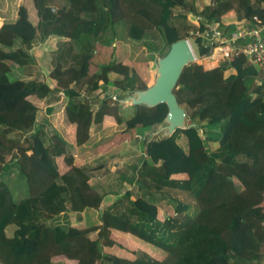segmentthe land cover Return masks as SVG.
<instances>
[{"label": "trees", "instance_id": "obj_1", "mask_svg": "<svg viewBox=\"0 0 264 264\" xmlns=\"http://www.w3.org/2000/svg\"><path fill=\"white\" fill-rule=\"evenodd\" d=\"M195 1L21 0L14 22L0 25V264H49L52 256L73 264L264 261V210L256 207L264 198V85L260 70L244 55L233 51L223 62L208 60L209 67H195L194 62L183 67L173 93L186 114L187 127L162 139L150 138L147 132L164 117V104L129 105L133 112L125 115L123 104L105 95L92 113L90 102L79 98L83 86L87 92L97 88L100 75L89 71L95 44L106 32L117 36L120 29L121 39L142 43L162 56L171 43L189 37L171 22L173 15L200 14V30L207 22H217L219 32L243 22L264 25V0H210L202 13ZM49 39L54 45L47 77L66 99L74 145L86 140L90 122L101 125L106 118L125 132L143 134L140 162L129 165V175L119 176L129 186L120 194L89 183L90 161L99 166L107 158L75 161L58 135L33 127L38 107L31 97L44 98L51 89L38 78L21 75L32 62L28 50ZM193 41L198 56L208 54L209 42L199 37ZM113 70L119 71L111 79L108 72ZM100 73L116 88V96L148 86L121 59L109 62ZM213 102L226 111L220 121L212 122H219L218 133L204 138L194 118ZM15 131L24 133L20 150L26 143L44 176L34 178L20 166L10 137ZM205 140L216 146L208 150ZM13 172L24 181L18 199L7 184ZM162 198L174 205L169 215L159 218ZM103 203L123 224L115 239L108 238L116 233L99 211ZM76 212L82 214V224H72L71 214ZM8 225L14 226L11 236L5 234ZM230 234L236 235V243L227 239ZM171 254L177 256L175 261Z\"/></svg>", "mask_w": 264, "mask_h": 264}, {"label": "rangeland", "instance_id": "obj_2", "mask_svg": "<svg viewBox=\"0 0 264 264\" xmlns=\"http://www.w3.org/2000/svg\"><path fill=\"white\" fill-rule=\"evenodd\" d=\"M21 0H0V25L3 23H13L17 17L18 6ZM210 0H199V13H202L204 9L210 6ZM190 20L185 18H180L178 15H173L171 22H173L180 32V34H189L190 31L196 28V17L200 14L192 13ZM110 31V30H109ZM122 38V31L117 29V36H112L109 32H106L101 39L96 42L94 47V54L91 59L90 75H100L97 76L96 90L92 92H87L88 88L83 86L79 90V98L81 100L87 99L90 102L92 113L102 99V96L113 97L116 88L112 87L105 79L102 78L100 73L101 68L108 65L112 60L121 59L122 62H127L132 65L138 72L141 80L148 81L147 84L150 85L153 81L154 72L156 68L155 60L158 57V52L154 50L147 49L142 43L130 42ZM188 42L195 55L194 66L195 67H209V61L201 60L202 56L196 54V47L192 38L188 37ZM207 42V41H205ZM54 45V40L49 39L46 42H41L28 50L32 58V62L25 66L22 71V78H38L40 81L44 82L51 92L48 96L44 98L37 99L31 97V100L37 105L38 110L35 114L33 127L34 129H39L44 133H55L65 142L67 141L70 153L74 157L75 161L91 160L92 158L103 156L107 158L104 165L94 166L95 164L90 161L91 168L87 169L90 175L89 183L102 188L107 191L115 192V194L122 193L129 186L126 182L121 181L120 174L129 175L131 164H138L141 158V153L143 152V146L141 144V138L143 134L141 132L122 130V125H115L112 123L111 118H106L105 121L110 124L102 122V124L89 123L86 131V140L80 145L75 146L73 143V130L72 126L68 122V118L65 114V106L67 105L65 97H61L60 94L54 91V81L47 77V73L50 70V49ZM116 45V48L112 46ZM157 46H161L158 42ZM11 49H14L13 47ZM131 61V62H130ZM14 68V65L11 66ZM118 71H109L110 78L114 79L118 75ZM100 73V74H99ZM150 78V79H149ZM12 80L13 77L9 76ZM111 101V100H110ZM112 102V101H111ZM52 103V104H51ZM51 104V106H49ZM125 115H130L133 112V108L129 107L127 103ZM47 107H51V111H47ZM225 107L221 106L218 102H213L209 106L199 109L195 114L194 121L198 123L201 128L202 137H206L209 134L218 133V123H212L213 121H220L225 115ZM149 137L151 135V130L147 132ZM24 133L20 131H15L10 134L12 139V144L16 148V152L20 156V166L24 171L28 173H34V178H40L44 176V170L36 164V160L30 156L29 149H27V144L22 142L24 150H20L21 139ZM146 136V135H145ZM216 146L215 142H208L205 140V147L209 150ZM19 147V148H18ZM105 155V156H104ZM87 158V159H86ZM14 173V172H13ZM10 173L7 178V184L16 199L22 197L21 186L23 180L18 178L16 174ZM37 178V179H38ZM105 204L99 206V211L104 212V219L109 227L116 233H109L108 238L115 239L118 237V228H122L123 224L118 221L114 216L109 214V211ZM157 216L163 217L171 213L173 207V202L169 199L162 198L159 200L157 205ZM257 209L262 212L264 210V198L256 205ZM72 224H82V214L72 213ZM95 217V214H94ZM14 229L13 225H8L5 228V234L11 236ZM102 229V228H101ZM97 235L96 231L90 234L91 239H94ZM230 243H236L237 237L235 234H230L227 236ZM110 242V241H109ZM109 246V245H108ZM102 247L103 251H108L109 247ZM185 246H180L179 248L184 249ZM264 253V245H262L261 254ZM171 261H175L177 256L170 255ZM48 264V263H47ZM49 264H73L71 260L64 258L63 256H52L50 258ZM92 264H100L99 260H96ZM250 264H255L251 262ZM260 264H264L262 261Z\"/></svg>", "mask_w": 264, "mask_h": 264}, {"label": "water", "instance_id": "obj_3", "mask_svg": "<svg viewBox=\"0 0 264 264\" xmlns=\"http://www.w3.org/2000/svg\"><path fill=\"white\" fill-rule=\"evenodd\" d=\"M195 56L185 38L171 43L164 55L155 60L156 68L153 81L145 89L123 92L113 95L116 102L128 105H143L153 107L164 104L166 113L164 117L150 126V138L162 139L168 137L174 129L187 127V117L173 93L177 79L183 67L193 63ZM189 124L188 126H192Z\"/></svg>", "mask_w": 264, "mask_h": 264}, {"label": "built area", "instance_id": "obj_4", "mask_svg": "<svg viewBox=\"0 0 264 264\" xmlns=\"http://www.w3.org/2000/svg\"><path fill=\"white\" fill-rule=\"evenodd\" d=\"M196 18V28L189 32V37L192 39L199 37L210 43L208 54L202 56L203 59L220 63L227 60L233 51H238L249 63L262 71L261 78L264 85V25L252 26L240 23L235 24L231 30L219 32L217 22L204 23L203 29L200 30L198 25L201 17ZM253 19L256 21V17ZM185 39L188 42V38Z\"/></svg>", "mask_w": 264, "mask_h": 264}, {"label": "crops", "instance_id": "obj_5", "mask_svg": "<svg viewBox=\"0 0 264 264\" xmlns=\"http://www.w3.org/2000/svg\"><path fill=\"white\" fill-rule=\"evenodd\" d=\"M201 2H202V0H201ZM199 0H196L195 1V6H196V8L199 10ZM190 16H193V14L192 13H188L187 14V16H185L186 17V19L188 20V18H189V20H190ZM195 16V15H194ZM193 16V17H194ZM180 18H185V17H181V16H179ZM171 20H172V18H171ZM243 23H245V24H249L248 22L246 23V22H243ZM263 33H264V31H263ZM201 60H203V61H208V60H206V59H203V57L201 58ZM221 62H223V61H221ZM261 75H263V73H262V71H260V76ZM259 76V77H260ZM52 104V103H51ZM51 104L49 105V106H51ZM126 106L127 105H123L122 107H121V110L123 111V112H125L126 113V110H127V108H126ZM129 106V105H128ZM130 107V106H129ZM132 108V107H131ZM71 126H72V128H73V125L71 124V123H69ZM66 143H67V141H66ZM68 144V143H67ZM142 154H143V152L141 153V157H142ZM105 156V155H104ZM87 159V158H86ZM141 159V158H140ZM140 159H139V162H140ZM138 162V163H139ZM91 168V167H90ZM90 176V175H89ZM90 180V179H89ZM91 184V183H90ZM174 205V204H173Z\"/></svg>", "mask_w": 264, "mask_h": 264}]
</instances>
